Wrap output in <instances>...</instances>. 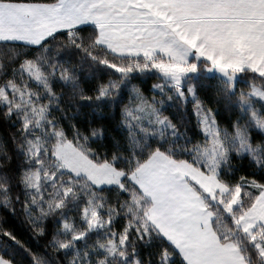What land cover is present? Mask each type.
<instances>
[{
  "label": "snow or ice",
  "instance_id": "1",
  "mask_svg": "<svg viewBox=\"0 0 264 264\" xmlns=\"http://www.w3.org/2000/svg\"><path fill=\"white\" fill-rule=\"evenodd\" d=\"M0 264H264V0H0Z\"/></svg>",
  "mask_w": 264,
  "mask_h": 264
},
{
  "label": "trees",
  "instance_id": "2",
  "mask_svg": "<svg viewBox=\"0 0 264 264\" xmlns=\"http://www.w3.org/2000/svg\"><path fill=\"white\" fill-rule=\"evenodd\" d=\"M153 81H149L148 83L149 84H151ZM174 111V110H173ZM166 114H168V113H166ZM227 114L225 113V116H226ZM189 116H190V118L192 119V121H193V123H194V120H195V118L193 117V116H191V105H189Z\"/></svg>",
  "mask_w": 264,
  "mask_h": 264
}]
</instances>
